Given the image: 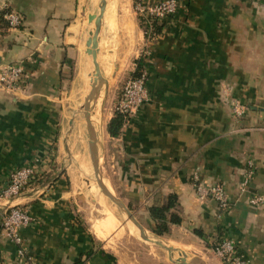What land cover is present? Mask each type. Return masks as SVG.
Returning a JSON list of instances; mask_svg holds the SVG:
<instances>
[{
  "label": "crops",
  "instance_id": "crops-1",
  "mask_svg": "<svg viewBox=\"0 0 264 264\" xmlns=\"http://www.w3.org/2000/svg\"><path fill=\"white\" fill-rule=\"evenodd\" d=\"M179 1L178 12L162 18L166 24L159 35L149 40L140 28L149 100L119 136L108 132L105 148L111 164L122 167L125 197L139 204L151 230L148 207L174 192L183 221L166 236L204 253L231 238L239 254L264 264V209L240 189L253 165L250 190L264 193V0ZM99 4L102 0H0L24 17L17 29L0 28V73L7 63L20 62L27 75L22 87L0 85V192L16 169L36 166L38 179L51 173L11 200H0V264H122L102 243L115 228L104 204L99 198L104 217L88 227L74 204L72 177L59 153L56 157L63 87L71 71L86 64L89 15ZM80 86L84 91V83ZM234 99L247 107L242 117L234 114ZM198 183L222 184L229 208L201 199ZM15 205L33 219L19 231L21 244L2 227L5 210ZM105 224L101 236L98 227ZM125 224L122 231L140 235L131 220Z\"/></svg>",
  "mask_w": 264,
  "mask_h": 264
},
{
  "label": "rangeland",
  "instance_id": "rangeland-1",
  "mask_svg": "<svg viewBox=\"0 0 264 264\" xmlns=\"http://www.w3.org/2000/svg\"><path fill=\"white\" fill-rule=\"evenodd\" d=\"M150 1L152 3L155 2V0ZM147 2L146 0L126 1L132 24L129 21L123 20L119 22L118 17L123 16V13L115 4L110 9L114 10V20L116 21H111L108 12L102 21L100 59L113 65L112 70L109 74L107 73L102 84L104 92L100 111L104 131L103 137L98 139V144L96 145L98 146V156L100 157V174L112 186V194L120 198L137 220L145 226L146 235L152 240L148 241L144 239L141 233L140 235H134L129 233V231H122V228L126 227V220L130 219L125 215L119 203L104 193L96 177L90 153V136L87 129L86 113L83 112L84 108L85 110L87 109L86 104L88 99L90 100L89 95L91 92L83 94V91L81 92V82H79L82 71L87 74H95L97 72L93 64L92 55L87 54L86 64L81 70L75 68L71 71L70 79L67 81L65 87H63L64 100L61 107L63 113L60 118L61 124L58 132L56 157L59 153L63 160L61 162L62 165L66 166L65 170L69 171L68 173L72 177V183H69H71L74 190V204L80 213H82L88 227L93 229L94 225L104 217L103 207L99 201L101 197L105 198L109 207L114 210L120 219L121 224L115 227L106 239H102V243L107 249L117 254L122 264H181L178 261L182 257H186L187 262L193 264H222L223 260L214 251L204 253L205 249L202 250L197 245L194 247L183 246L166 236V234L161 236L156 235L146 222L142 209L138 208L139 204L135 205L134 202L125 197L128 192L126 190V183L123 181L121 175L122 167H116L111 164L109 150L105 148L109 139L107 130L109 118L113 113L115 114L122 88L127 80L133 77V72L137 67L136 62L144 53L143 48L145 46L140 30L139 5L147 4ZM95 13H100L99 7L96 8ZM92 26L94 30L95 21L92 23ZM85 73L84 75H86ZM56 165L60 167L59 163ZM112 189L110 187L108 191H112ZM156 241L161 242L164 246H173L174 250L170 252ZM181 252L183 253L182 257H180Z\"/></svg>",
  "mask_w": 264,
  "mask_h": 264
},
{
  "label": "built area",
  "instance_id": "built-area-1",
  "mask_svg": "<svg viewBox=\"0 0 264 264\" xmlns=\"http://www.w3.org/2000/svg\"><path fill=\"white\" fill-rule=\"evenodd\" d=\"M179 0H155L147 4L139 5L140 14L151 15L158 18H165L178 12ZM147 13V14H146ZM24 21L23 15L7 5L0 6V25L4 24L8 28L17 29ZM148 72L144 69L139 77H131L124 84L116 112L126 116L127 121L133 118L139 112L140 108L149 100V89L147 86ZM27 81L25 66L20 62L7 63L0 73V85L8 89L22 87ZM234 114L242 117L247 107L239 100H232ZM36 166H26L12 171L8 185L0 192V200H11L19 195L29 186L32 178L38 176ZM254 175L253 165L249 166L244 179L241 182V191L250 194L249 202L253 206L264 209V193H252L250 190V181ZM197 193L201 199H215L219 207L226 210L230 206V197L222 184L216 183L206 185L198 183ZM32 217L28 211L18 205L7 208L3 215L2 227L4 234L22 243L19 231L22 227L28 226L32 222ZM214 250L216 254L227 264H252L251 261L237 252L234 241L231 238H224L218 242ZM20 254L25 255L24 248L20 249Z\"/></svg>",
  "mask_w": 264,
  "mask_h": 264
},
{
  "label": "trees",
  "instance_id": "trees-1",
  "mask_svg": "<svg viewBox=\"0 0 264 264\" xmlns=\"http://www.w3.org/2000/svg\"><path fill=\"white\" fill-rule=\"evenodd\" d=\"M140 26L145 31V36L147 39H153L155 36L159 35L166 24V21L162 18H158L151 15L140 14ZM173 15H170L171 17ZM0 28H7L6 25H0ZM136 70L133 72V77H139L142 75L144 71V61L140 58L137 60ZM126 116L120 112H115L114 116L108 123L107 130L109 134L113 137H117L120 135L122 128L127 123ZM55 169V164H54ZM51 176V173L41 174L40 179L36 176L32 178L29 185L36 182L44 181L46 178ZM179 206V197L177 193L168 194L163 200L159 203L153 204L148 207L149 214L154 221V227L152 231L156 235H165L170 233L171 225L173 224H181L183 221L182 216L178 212ZM200 236H204L203 233L198 231ZM220 242V240L218 241Z\"/></svg>",
  "mask_w": 264,
  "mask_h": 264
},
{
  "label": "bare ground",
  "instance_id": "bare-ground-1",
  "mask_svg": "<svg viewBox=\"0 0 264 264\" xmlns=\"http://www.w3.org/2000/svg\"><path fill=\"white\" fill-rule=\"evenodd\" d=\"M116 1V2H115ZM127 0H107V6H106V11L104 13V16L106 15V13L108 12L110 14V17H111V21L114 22L116 20H114L115 18V12L113 9H110V7L114 6H117L118 9L120 10L121 9V12L123 13L122 15L123 16H119L118 17V20L119 22L121 20L123 21H129L131 22V19H130V16L128 14V9H127V3H126ZM115 2V3H114ZM101 4V2H100ZM99 4V8H100V5ZM110 9V10H109ZM92 14H96L98 15L99 13H92ZM122 18V19H121ZM104 20V17L102 19V21ZM95 21V20H94ZM93 21V22H94ZM91 22V24L93 23ZM103 24V23H102ZM114 26V25H113ZM109 43V42H108ZM100 46V44H99ZM102 56V54H101ZM109 56V55H108ZM99 58V59H98ZM105 61V60H104ZM103 60L100 59V48H99V51H98V56H97V62L99 63L100 65V73L99 72H96L95 74H90V75H84L83 73L80 74V78H79V82H81L82 84L84 83V88L85 90L82 92L83 94H87L88 92L90 93L92 91V89L97 86L100 82L101 79L105 78L107 76V73L109 74L110 71L112 70V63H106L104 62ZM107 61V60H106ZM110 61V60H109ZM92 63V62H91ZM93 64L94 66L96 67L95 65V62L93 61ZM93 73V72H92ZM86 74V73H85ZM80 83V84H81ZM88 88V89H87ZM103 85H102V88L100 89L99 93H98V98H95L94 100L90 101V121L89 123L86 121L87 123V129H88V132H89V136H92L94 138V140L96 141V144H98V139L101 137H103V120H102V116H101V111H100V106H101V100H102V95H103ZM87 96V95H85ZM89 100V99H88ZM85 105V104H84ZM89 107V106H88ZM87 110V109H86ZM86 110L84 108L83 112L86 113ZM104 116V115H103ZM92 137H90L92 139ZM97 147V151H98V146ZM100 159V157H99ZM82 160H84L82 158ZM82 163V162H81ZM84 163V162H83ZM85 164V163H84ZM81 165V164H80ZM83 165V164H82ZM95 170V168H94ZM97 179H98V176H96ZM100 178H102L104 184L106 185V187L108 189H110V184L109 182L104 178L102 177V175L100 174L99 176ZM103 198L101 197L100 200L101 201H105V202H102L103 207L106 211L104 212H107L108 211V214L106 215V217L108 216L107 218V221H109L108 223L110 224V226H114L116 227L115 225H117V223L119 224L120 223V219L118 218V216H115L114 215V212H112L110 210V207L108 205V203L106 202V200H102ZM105 199V198H104ZM126 215V214H125ZM105 217V218H106ZM101 224V223H100ZM106 224L104 225V228H103V225L102 226H99L98 227V234L99 235H104L105 234V228H106ZM105 229V230H104ZM109 230V227L107 229V231ZM109 233V232H108ZM105 237V236H104ZM183 256V253L181 252V256ZM179 257V258H180Z\"/></svg>",
  "mask_w": 264,
  "mask_h": 264
},
{
  "label": "water",
  "instance_id": "water-1",
  "mask_svg": "<svg viewBox=\"0 0 264 264\" xmlns=\"http://www.w3.org/2000/svg\"><path fill=\"white\" fill-rule=\"evenodd\" d=\"M106 6H107V1L106 0H102V5L100 6V13L99 15H96V14H91L89 15V20L90 22H93L95 20V28L94 30L91 32V36L90 38L88 39L87 41V46H88V49H87V53L92 55L93 57V60L95 62V65H96V70L97 72L100 73V65L99 63L97 62V56H98V51H99V44H100V39H99V34H100V30H101V27H102V19L104 17V13L106 11ZM104 78L100 80L99 84L97 86H95L89 97H90V100L87 101V110H86V118H87V121L89 123L90 121V101L94 100L95 98H98V93L101 89V86L104 82ZM89 106V107H88ZM92 137V136H90ZM96 141L94 140V138L92 137V139L90 138V153H91V158H92V162H93V165H94V168H95V171H96V175L98 176V182L99 184L101 185V187L103 188V191L106 195H108L109 197H111L112 199L116 200L120 207L123 209L124 213L126 214V216H128V218L139 228L140 230V233H141V236L148 240V241H151V238L146 235V230L145 228L143 227V225L137 220V218L134 216V214L131 213V211L129 210L128 206L118 197L114 196L111 192L108 191V188L106 187V185L104 184L102 178H100V171H99V168H100V159H99V156H98V151H97V147H96ZM159 243V242H158ZM174 249L173 248H169V251L172 252ZM180 262L181 264H191L189 262H187L186 260V257H182L180 259Z\"/></svg>",
  "mask_w": 264,
  "mask_h": 264
}]
</instances>
